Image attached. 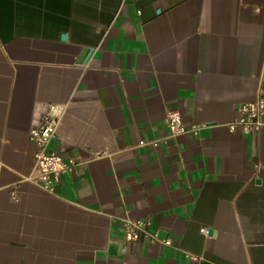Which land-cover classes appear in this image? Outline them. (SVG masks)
<instances>
[{
  "label": "crops",
  "instance_id": "obj_1",
  "mask_svg": "<svg viewBox=\"0 0 264 264\" xmlns=\"http://www.w3.org/2000/svg\"><path fill=\"white\" fill-rule=\"evenodd\" d=\"M261 97L264 0H0V264H264V126L231 127ZM48 104L80 162L54 193ZM170 109L200 130L170 137ZM128 217L172 245L126 243Z\"/></svg>",
  "mask_w": 264,
  "mask_h": 264
},
{
  "label": "built area",
  "instance_id": "obj_2",
  "mask_svg": "<svg viewBox=\"0 0 264 264\" xmlns=\"http://www.w3.org/2000/svg\"><path fill=\"white\" fill-rule=\"evenodd\" d=\"M238 118L231 123L232 128L240 126L245 133L256 135L264 126V97L256 101L244 102L239 108ZM64 109L59 104H48L42 112L39 121L31 128L30 140L35 145L34 168L31 179L49 192H56L61 184L64 174L73 171L80 165L76 159L65 160L58 151L52 148L57 136ZM166 123L170 137L187 133H197L200 126L195 124L187 128L183 115L178 109H170L167 113ZM156 144V142H154ZM124 240L132 243L145 238L150 242H159L165 246L172 245L170 237L161 235L160 230L151 231V221L144 218L128 217L124 221ZM209 234L208 228L201 229Z\"/></svg>",
  "mask_w": 264,
  "mask_h": 264
},
{
  "label": "water",
  "instance_id": "obj_3",
  "mask_svg": "<svg viewBox=\"0 0 264 264\" xmlns=\"http://www.w3.org/2000/svg\"><path fill=\"white\" fill-rule=\"evenodd\" d=\"M91 52H92V49L86 50L85 54L83 55V57L81 58L80 61H85ZM211 232H212V230H210V233Z\"/></svg>",
  "mask_w": 264,
  "mask_h": 264
}]
</instances>
